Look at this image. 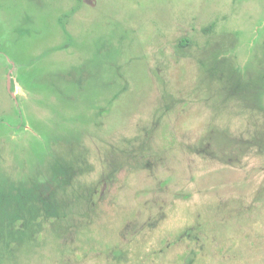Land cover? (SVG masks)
Segmentation results:
<instances>
[{"label":"rangeland","instance_id":"obj_1","mask_svg":"<svg viewBox=\"0 0 264 264\" xmlns=\"http://www.w3.org/2000/svg\"><path fill=\"white\" fill-rule=\"evenodd\" d=\"M210 131L255 145L231 165ZM55 158L95 213L22 264H264V0H0V192Z\"/></svg>","mask_w":264,"mask_h":264},{"label":"trees","instance_id":"obj_2","mask_svg":"<svg viewBox=\"0 0 264 264\" xmlns=\"http://www.w3.org/2000/svg\"><path fill=\"white\" fill-rule=\"evenodd\" d=\"M186 42V39H181V46H184ZM12 83L14 85V81ZM148 134L137 143L133 148L134 151L138 149L151 154L154 149H158L154 140L155 135L150 132ZM206 136L207 138L203 139L201 145L204 152L208 151L215 159L225 157V162L231 165L239 164L245 152L255 145L254 141L233 136L228 131H210V134ZM145 157L144 159L147 160H144L143 163L131 164L132 167L145 169L153 165L154 161H161L150 155ZM64 159H53L51 169L47 171L49 176L44 181L34 179L28 182H12L9 189L4 193L0 192V264H22L24 256L37 250V245L41 243L46 231L50 228L55 232L56 239L60 240L62 237V241L59 243L61 249L64 248L67 243L64 237L65 232L63 234L57 228L58 223L69 219L66 227L73 230L80 227L77 224L82 222L83 217L94 215L93 202L96 198L94 190L90 191L88 195L86 191L82 190L73 197H69V188L80 172L75 165L63 161ZM128 162L130 161H123L116 166L112 162L113 167L109 174H119ZM85 199L90 200V212L87 210ZM72 201L79 205L83 211L85 210L80 217L70 213L73 206ZM191 262L190 260L189 264Z\"/></svg>","mask_w":264,"mask_h":264}]
</instances>
